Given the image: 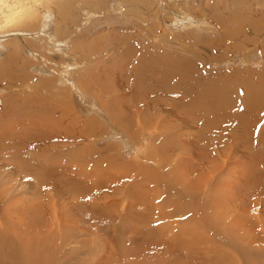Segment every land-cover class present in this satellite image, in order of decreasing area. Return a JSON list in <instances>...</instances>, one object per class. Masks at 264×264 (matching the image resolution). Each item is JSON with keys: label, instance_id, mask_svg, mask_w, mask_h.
I'll use <instances>...</instances> for the list:
<instances>
[{"label": "rangeland", "instance_id": "obj_1", "mask_svg": "<svg viewBox=\"0 0 264 264\" xmlns=\"http://www.w3.org/2000/svg\"><path fill=\"white\" fill-rule=\"evenodd\" d=\"M23 2L0 16V264H264V227L234 216L264 174L262 125L202 124L173 88L144 95L154 110L133 85L148 44L245 96L264 0Z\"/></svg>", "mask_w": 264, "mask_h": 264}, {"label": "bare ground", "instance_id": "obj_2", "mask_svg": "<svg viewBox=\"0 0 264 264\" xmlns=\"http://www.w3.org/2000/svg\"><path fill=\"white\" fill-rule=\"evenodd\" d=\"M25 1H27V0H25ZM31 5H33V4H31ZM4 8L6 9L5 12H7V14L4 13ZM26 8H27V6L25 5V2H23V0H15L14 2H12L10 0H0V10L3 12L2 14H0V16L3 17V21L1 23H3V22L5 24L9 23V21L12 20L13 17L16 16V14L20 13L21 11H23ZM211 14H213V13H211ZM40 22L43 23V21H40ZM240 22H241V20H240ZM242 22H244V21H242ZM251 23H253V22H251ZM234 25L235 24H233V26ZM239 27L241 28V26H239ZM39 29H40V27H39ZM238 29H237V31H238ZM239 31H241V30H239ZM245 34H247V36L249 35L248 32H246ZM238 37H239V35H238ZM240 39H243V38H240ZM240 42L243 43L241 40H239L238 45ZM15 52H16L15 49L11 50V52H10L11 56L12 55L14 56ZM153 52L158 53L155 50ZM153 52L150 50V47L148 46V44L147 45L144 44V48L139 55L138 64H137V72H135L136 74L133 73L134 76H136V81H133V83H134L133 85H136L138 87L141 86V87H139L138 90H136L137 91L136 92L137 97L134 99L135 103L140 104V102H141L140 99H142L143 100L142 101L143 106H144V103H147V105L148 104L155 105V106L158 105L157 107L154 106L152 108L154 110H156V108L159 110L163 109L161 107L162 105L158 104L159 100H155L154 97H152V98L146 97L145 98L144 95L150 94L151 91H154L155 93H157L156 91L159 92V90L166 91L167 94H170L172 92L171 88H173L178 92V94H180V96L182 98L183 106L189 105L190 107L187 106V107H189V109L187 108L188 110H194V112H196V111L200 112L202 118H200V120L197 119L200 122H202L206 118L205 116H209L208 118L211 119L215 115V113H217V112L219 114L222 113L221 117H219L218 120L219 119L221 120V118L225 119V121H226V119L227 120L233 119L230 121L231 124H229V127H230V129H232L233 133H234V130L235 131L237 130V132H235L236 134L241 133L240 131H238V128H241L242 126L245 127V126H249L250 124H252V125L253 124H261L262 126H261L260 131H257L258 132V134H257L258 139L257 140H259L260 142H262L264 144V79H262L263 71H258V72L251 71L250 72L249 70H247L248 71L247 75L250 78V83L245 79V82H244L245 89H246V95L245 96H244L245 92L241 88L240 89L236 88V90H233L231 88V86H229L230 87V94L224 95L225 91L228 90L227 85H228L229 81L226 79L217 80V76L213 71L204 72V70H199V67H198L199 63H197L198 61L189 60L190 58H186V56H184V55H182V56L177 55V53H176V56L173 58L172 57L169 58L170 56H168V60H167V57L165 55L163 57H158L157 55H154ZM7 61H9V60H7ZM10 63L13 65V60H10ZM14 65L16 66V63H14ZM14 65L9 66V68L10 69H12V67L14 68ZM200 65H202V64H200ZM156 67H158V69L160 71H162L161 75H160V73L158 74L156 72ZM130 68H131V66H130ZM156 74H157V76H156ZM221 77L230 79L229 77H224L222 75H221ZM149 90H151V91H149ZM151 93H153V92H151ZM141 97H143V98H141ZM224 99H226L230 103L234 102V105H235L234 111H232V113H231V115H229V117H228L229 113L227 114V112H226L227 109L226 108L224 109V106H223ZM156 101H158V102H156ZM136 109L138 112L141 111L138 108H136ZM145 110H146V112L148 110H150L149 106H148V109H145ZM244 111H245V113H244ZM136 116H137V114H136ZM214 118H215V116H214ZM121 119H122V117L120 119L118 118L117 120L121 121ZM205 120H208V119L206 118ZM220 120H219V122H223L222 120L221 121ZM93 121H94V119H93ZM209 121L212 122L214 120H212V121L209 120ZM4 123H5V121H4ZM30 123H32V122H30ZM203 123H205V122H202V124ZM206 124H208V123H206ZM80 133H81V130H80ZM82 135H84L83 132H82ZM84 136H86V134ZM262 156H264V151H263ZM251 192L253 193V196L251 199V203L253 202L252 205L249 203L250 205L247 206L246 209L244 208L245 206L243 207V209H241V208H240V210L238 209L236 212L237 214L234 215V216H236L235 218L238 217L240 219L239 221L236 222V224H238L239 229L242 228V225L245 226L247 224V222L253 223L252 219L250 220L249 218H247L246 221L244 219V217L246 218V215H247V217H249L250 211H252V213L254 212V218L253 219H255L257 221L256 223L258 224V228H259L260 224L262 225V227H264L263 226L264 225V199H261L262 194H264V174L261 175L259 181L253 186ZM241 213L245 214V216H243V215L240 216ZM30 218H31V216H30ZM255 235H253V236L255 237ZM33 254H35V253H33ZM33 254L31 256H33ZM35 255H37V254H35ZM24 256L27 257L28 254H26ZM31 256H30V258H31ZM33 257H35V256H33ZM10 259H11V257L8 258L9 262L7 264H18L19 263L18 261H15V260L10 261ZM23 259L24 258H22L23 263L29 262V261L33 262L29 259H26L28 261L23 260ZM37 259H39V258H37ZM2 261L3 260H0V263H3ZM15 262H18V263H15ZM34 262H37V261H34ZM4 263H6V261H4ZM25 264H28V263H25Z\"/></svg>", "mask_w": 264, "mask_h": 264}]
</instances>
